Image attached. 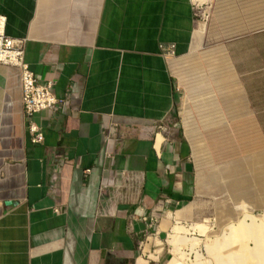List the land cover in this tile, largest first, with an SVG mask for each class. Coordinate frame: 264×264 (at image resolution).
<instances>
[{"label":"crops","instance_id":"obj_1","mask_svg":"<svg viewBox=\"0 0 264 264\" xmlns=\"http://www.w3.org/2000/svg\"><path fill=\"white\" fill-rule=\"evenodd\" d=\"M0 14L37 78L69 96L34 114L43 141L33 143L19 69L0 63V264L172 263L171 229L198 179L160 44L189 52L193 1L0 0ZM217 54L214 88L240 97L264 135V26Z\"/></svg>","mask_w":264,"mask_h":264},{"label":"rangeland","instance_id":"obj_2","mask_svg":"<svg viewBox=\"0 0 264 264\" xmlns=\"http://www.w3.org/2000/svg\"><path fill=\"white\" fill-rule=\"evenodd\" d=\"M192 1L194 30L190 50L180 56L166 55L180 98L172 122L178 123L191 145L198 179L196 196L177 214L178 217L186 215L177 223L188 229L191 222L208 221L205 232L182 234L194 246L182 244L178 254L170 243L174 254L171 264H215L206 249L214 247L219 236L229 232L230 224L247 215L256 217L257 224H264V135L257 122L244 119L242 99L235 94L228 96L231 90L214 88L213 84L217 52L223 55L227 37L264 26V2ZM198 30L202 33L198 34ZM190 57L198 60L197 67L184 64ZM187 111L190 112V136L185 122ZM194 143L200 145V157L194 153ZM197 161L204 164L199 166ZM245 219V223L251 222L250 218ZM248 246L254 247V242L249 241ZM261 254L260 259L248 258L240 263L264 260V252Z\"/></svg>","mask_w":264,"mask_h":264},{"label":"built area","instance_id":"obj_3","mask_svg":"<svg viewBox=\"0 0 264 264\" xmlns=\"http://www.w3.org/2000/svg\"><path fill=\"white\" fill-rule=\"evenodd\" d=\"M25 38L6 34V17L0 14V63L16 66L20 77V100L30 141H43L41 127L34 121V114L43 109L57 110L69 96L56 97L53 94V82H41L24 60ZM165 55H174L173 44H160ZM177 123V122H175ZM58 212L59 208H55Z\"/></svg>","mask_w":264,"mask_h":264},{"label":"bare ground","instance_id":"obj_4","mask_svg":"<svg viewBox=\"0 0 264 264\" xmlns=\"http://www.w3.org/2000/svg\"><path fill=\"white\" fill-rule=\"evenodd\" d=\"M246 217L250 218L251 221L248 224L245 223ZM246 217L238 222L230 224L229 232H226L227 234L225 235L223 234L219 236V239L218 241L216 240L217 243L214 247L206 249L207 253L212 255L215 264H241L240 262H243V260L248 261V258L260 259L258 256H262L261 253L264 252V224H257L256 217L252 215H247ZM207 221L208 220L191 223L190 228L188 229H185L184 226L179 225V223L175 224L171 230L172 234L169 236L171 237L169 241L173 244L175 252L179 254L182 244L194 246L195 243L192 241L189 244L188 238L182 234L184 231H198L200 233L205 232ZM249 241L254 242V247L248 246ZM195 256L197 257V254ZM262 260L263 259H261V261L256 260L255 263L264 264ZM210 263L211 262H207L206 264Z\"/></svg>","mask_w":264,"mask_h":264}]
</instances>
